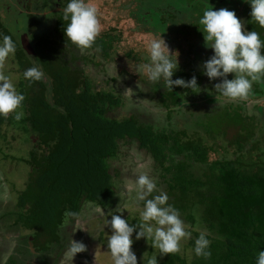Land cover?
<instances>
[{
	"label": "trees",
	"instance_id": "trees-1",
	"mask_svg": "<svg viewBox=\"0 0 264 264\" xmlns=\"http://www.w3.org/2000/svg\"><path fill=\"white\" fill-rule=\"evenodd\" d=\"M29 1L31 11L24 12V6L6 9L8 13L15 9L14 26L0 17V41L9 35L16 44L13 56L21 76L17 87L25 96L19 109L24 118L17 121L14 113L0 116V135L4 125L16 126L34 135L36 148L42 151L31 149L27 158L19 159L30 170L23 189L15 191V209L3 216L12 217V225L29 236L15 239V249L3 264H58L70 246L67 224L79 216L83 205L116 206L115 178L108 161L118 157L121 146L127 144H135L151 156L161 179L155 177V181L165 185L168 203L192 225L197 212L211 240L210 259L195 255L200 233L194 232L189 240L193 248L190 258L164 254L158 264H256L258 251H264V111L263 121H259L239 105L207 108L194 118L192 133L185 128L158 130L133 116H109L120 99L91 86L76 64L78 48L64 36L62 8L68 0ZM210 6L234 11L246 30L257 31L264 39V28L251 21L246 0H222L214 5L201 0H140L137 16L148 32L167 41L179 36L192 50L205 48L213 54L199 25ZM19 17L23 29L18 28ZM24 34L32 51L22 42ZM113 40L114 36L106 34L93 47L107 53ZM30 67L40 68L43 78L29 83L23 73ZM203 75V69L192 67L175 72L176 79L195 77L198 87L192 89L174 86L170 91L161 82L151 85L167 118L187 92H197ZM253 87L256 95H264V83ZM217 141L238 154L232 159L211 160L209 154ZM246 145L247 155L243 154ZM66 213L74 215L66 217ZM33 253L37 263L27 259Z\"/></svg>",
	"mask_w": 264,
	"mask_h": 264
},
{
	"label": "rangeland",
	"instance_id": "rangeland-1",
	"mask_svg": "<svg viewBox=\"0 0 264 264\" xmlns=\"http://www.w3.org/2000/svg\"><path fill=\"white\" fill-rule=\"evenodd\" d=\"M139 1L88 0L89 3L97 7L102 25V31L97 38L110 34L114 36L113 46L107 53L99 47H91L86 50L78 49L76 53L79 61L77 60L76 64L82 68L83 76L91 86L97 90L111 92L120 99V103L109 111V116L118 119L133 116L141 123H152L158 130L185 128L192 133L193 120L196 115H201L207 108L212 109L232 104L239 105L245 113L263 121L264 95L258 96L251 91L247 99L230 100L215 90L214 85L219 82V79L210 81L205 75H203L201 89L199 88L195 93L187 92L181 98L171 117L167 118L165 110L158 103L157 96L154 95L151 86L153 82H150L142 72V66L150 62L148 52L150 42L153 38H159L160 35L148 32V27L138 19ZM176 1L186 2L187 0ZM201 1L207 5H214L222 0ZM13 2L22 5V0H13ZM2 3H5V0H0L1 20L8 21L14 26L16 8L8 13L6 8L1 6ZM23 6L24 12H26L25 10L31 11L29 2L23 3ZM43 14L46 15L45 12ZM17 20L20 21L18 28L23 29L22 17ZM162 38L171 51L178 53L179 69L185 68L186 70L192 67L201 71L203 62L212 55L205 48L192 50V47L190 48L188 43L182 42L179 36L175 41H167L163 36ZM0 43L2 42L0 41ZM197 52L199 53L195 58ZM191 59L194 62L189 63ZM17 69L13 54L0 66V72L11 79L19 92L17 83L21 76ZM233 76L234 74H229L228 79H232ZM172 79H176V77L173 76ZM161 83L162 87H167L163 81ZM174 91L178 93L177 88ZM208 97H211L212 101ZM35 141L34 135L24 132L21 128L8 124L3 126L0 135V151L2 152H0V264H3L13 253L17 243L16 236H29V232L12 225V217L3 216V214L15 209V191L23 189L30 170V167L19 159L27 158L31 149L42 151L36 148ZM214 146H216L215 150L209 154L211 160L220 157L232 159L238 154L221 141H217ZM248 150L249 146L246 145L243 154L247 155ZM108 163L115 178L116 206L102 209L86 202L79 216L69 221L67 227L69 243L71 244V239L82 242L86 245L87 250L76 254L73 259L70 254H67L69 253L67 251L58 264H114L107 246L112 230L105 226L106 219L110 220V215L117 214L127 219L130 225L142 222L140 213L143 202H138L135 199V181L139 175L145 173L154 180L155 177L158 181L161 180L152 167L151 156L137 145L127 144L122 145L118 157L109 160ZM164 186L163 184L157 185L158 190L152 196L159 195V190L164 191ZM183 221L191 236L181 242V249L177 253L190 258L193 248L189 246V240L195 237L194 232L207 233V228L201 222L197 212L194 225L185 218ZM133 241L132 250L137 256L138 264H148V261L155 256H157L158 263L162 260L164 255H160L159 250L152 246L151 240L146 241L144 238L136 240L135 233H133ZM27 259L31 263H37L35 253L28 255Z\"/></svg>",
	"mask_w": 264,
	"mask_h": 264
},
{
	"label": "clouds",
	"instance_id": "clouds-1",
	"mask_svg": "<svg viewBox=\"0 0 264 264\" xmlns=\"http://www.w3.org/2000/svg\"><path fill=\"white\" fill-rule=\"evenodd\" d=\"M250 4L251 21L264 28V0H246ZM64 36L78 49L86 50L96 42L102 31L98 9L88 0H68L62 8ZM201 32L206 46L213 54L203 62V74L210 80L219 82L215 90L230 100L247 99L252 91L253 83L264 82V39L257 31H248L234 11L226 8L213 10L210 6L199 19ZM16 51L12 37L4 35L0 43V66ZM150 62L142 66V72L150 82L159 84L163 81L172 91L174 86L185 89L198 87L195 77L185 81L183 78L172 79L179 69L178 53L169 49L168 44L160 35L153 38L149 45ZM229 74H234L228 79ZM24 78L31 82L39 81L44 73L38 67H30L23 73ZM25 96L19 93L11 79L0 72V116L7 117L14 113L20 121L24 118L20 111ZM136 201L143 202L140 213L141 223L129 224L121 215L112 214L106 219L105 226L112 231L107 241L114 264H138L137 256L132 250L133 233L135 239L151 240L152 246L159 250L160 255L177 253L181 242L189 239L191 233L185 228L180 212L172 204L166 192L152 196L157 191V183L148 174H141L135 181ZM149 197H152L149 199ZM120 213V212H117ZM66 217L74 214H65ZM137 229H139L137 231ZM211 240L201 232L195 240L194 253L197 257L211 258ZM87 250L86 245L71 239L68 252L71 258ZM157 256L148 264H158ZM256 264H264V251H258Z\"/></svg>",
	"mask_w": 264,
	"mask_h": 264
},
{
	"label": "flooded vegetation",
	"instance_id": "flooded-vegetation-1",
	"mask_svg": "<svg viewBox=\"0 0 264 264\" xmlns=\"http://www.w3.org/2000/svg\"><path fill=\"white\" fill-rule=\"evenodd\" d=\"M25 2H29L30 3V1L29 0H22V5H18V3H14L13 2V0H5V3H2L1 4V6H3V8H6V9H10V8H18V9H21V8H19L20 6L22 7L23 6V3H25ZM32 5H34L33 3H32ZM24 8V7H23ZM13 10V9H12ZM45 13H46V11H45ZM21 236V235H20ZM18 236H16L15 237V239L17 238ZM24 237V236H23ZM23 237H21V238H23ZM31 238V237H30Z\"/></svg>",
	"mask_w": 264,
	"mask_h": 264
},
{
	"label": "water",
	"instance_id": "water-1",
	"mask_svg": "<svg viewBox=\"0 0 264 264\" xmlns=\"http://www.w3.org/2000/svg\"><path fill=\"white\" fill-rule=\"evenodd\" d=\"M22 42L28 50L32 51V47L26 34L22 36Z\"/></svg>",
	"mask_w": 264,
	"mask_h": 264
}]
</instances>
